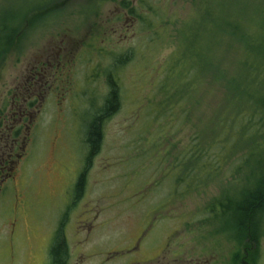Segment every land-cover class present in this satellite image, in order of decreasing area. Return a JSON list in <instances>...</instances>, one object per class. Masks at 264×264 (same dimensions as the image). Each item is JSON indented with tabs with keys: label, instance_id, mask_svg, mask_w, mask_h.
Returning a JSON list of instances; mask_svg holds the SVG:
<instances>
[{
	"label": "rangeland",
	"instance_id": "1",
	"mask_svg": "<svg viewBox=\"0 0 264 264\" xmlns=\"http://www.w3.org/2000/svg\"><path fill=\"white\" fill-rule=\"evenodd\" d=\"M242 1L264 7V0ZM11 2L17 14L32 7L19 20L29 23L30 31L0 60V102L1 96L8 102L5 92L16 89L30 64H49L42 86L32 94L31 141L16 183L0 191V264H44L53 230L65 219L68 264L137 262L131 247L144 228V243L152 239L153 255L161 253L152 264H264V214L250 245L237 239L232 215L243 192L258 185H239V175L236 184L214 181L187 192L188 185H176L181 168L188 166L176 161L188 155L198 132L208 133L209 103H217L220 114L223 86L219 91L215 85L206 100L198 91L181 90L168 99L159 87L166 82L178 91V73L189 64L184 60L165 79L181 50L180 25L184 22L183 33L202 52L207 22L194 8L207 3L218 10L223 0ZM109 72H114L120 106L104 122L102 143L87 163L83 191L73 203L86 165L88 125L108 96ZM199 87L202 94L204 83ZM215 128L220 134L221 126ZM246 152L236 151L226 167ZM247 247H253L249 255Z\"/></svg>",
	"mask_w": 264,
	"mask_h": 264
},
{
	"label": "trees",
	"instance_id": "2",
	"mask_svg": "<svg viewBox=\"0 0 264 264\" xmlns=\"http://www.w3.org/2000/svg\"><path fill=\"white\" fill-rule=\"evenodd\" d=\"M246 3L242 0H223L218 10L210 8L207 3L195 7V3L194 10L202 11L207 22L206 48L201 52L199 44L183 33V22L177 31L181 50L165 75L166 79L184 60H188L187 68L178 73L180 89L171 90L166 82H161L159 87L168 99L177 97L181 90L184 93L198 91L197 95L206 100L207 95L213 94L211 91L215 85L219 86V91L223 86L220 114H216L214 105L217 103H209V114L205 116L208 133L205 130L198 132L188 155L176 161L175 165L188 164L186 168H181L176 185H188L186 192L190 186L209 185L214 181H226L230 185L236 184V175L242 178L239 185H258L243 192L232 209L235 228L239 232L237 239L250 245L257 239L259 220L264 214V7H252ZM127 6H130L129 1ZM132 10L137 12L135 7H131ZM137 18L134 20H139ZM107 76L110 90L104 105L88 125L86 165L75 184V198L82 193L87 163L102 143L104 122L120 106L114 72H109ZM202 82L204 92L201 94L199 86ZM199 97L194 100L197 104ZM216 126H221L220 134H215ZM242 148H246L247 152L226 167L231 156ZM179 191L181 189H177V193ZM53 254L58 264L64 263L66 246L61 232L54 243Z\"/></svg>",
	"mask_w": 264,
	"mask_h": 264
},
{
	"label": "flooded vegetation",
	"instance_id": "3",
	"mask_svg": "<svg viewBox=\"0 0 264 264\" xmlns=\"http://www.w3.org/2000/svg\"><path fill=\"white\" fill-rule=\"evenodd\" d=\"M30 6V5H29ZM31 6L29 9L17 14L14 9V4L11 0H1L0 2V60H5L13 52L16 41L23 35L24 38L29 34V23H19V20L24 21L25 17L31 13ZM30 26V25H29ZM49 64V61H40L39 64H35L31 67V64L27 67V71L23 81H21L16 89L13 91H6L9 94L8 102L5 97L1 96L0 102V191L4 185L10 183H16V170L21 166L23 159L27 154L28 140L30 137V123H31V111L32 106V94L38 87L42 86V78L44 77L45 67ZM15 86V85H14ZM33 88H35L34 91ZM6 104V105H5ZM76 186V185H75ZM84 188V185H83ZM83 191V190H82ZM75 192V191H74ZM80 197V196H79ZM75 198V194L72 197V202H77L78 198ZM74 198V200H73ZM17 216H14L12 233L17 230L16 224L18 222ZM64 226H67L66 219L57 222L53 236L51 238V244L46 262L44 264H58L54 259L53 248L54 243L61 232L66 246V257L63 264H68L71 252L68 244V235ZM148 233V229L144 228L140 237L134 242L131 247L137 250L138 257L137 262L132 261V264H149L150 262L158 259L159 253L153 255L155 245L153 240L144 243V239ZM146 240V239H145ZM153 247H152V246ZM253 247H247L245 252L247 255ZM141 250V253L139 251ZM46 254V255H47ZM157 264H161L162 261H157ZM244 264H247L243 260ZM152 264V263H150ZM166 264H169L168 262Z\"/></svg>",
	"mask_w": 264,
	"mask_h": 264
}]
</instances>
